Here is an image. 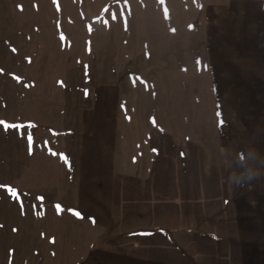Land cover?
Instances as JSON below:
<instances>
[{"label":"rangeland","instance_id":"obj_1","mask_svg":"<svg viewBox=\"0 0 264 264\" xmlns=\"http://www.w3.org/2000/svg\"><path fill=\"white\" fill-rule=\"evenodd\" d=\"M107 100L122 167L153 131L205 160L208 218L179 264H264V0H0V121L25 126L0 125V264L113 261L74 192Z\"/></svg>","mask_w":264,"mask_h":264},{"label":"crops","instance_id":"obj_2","mask_svg":"<svg viewBox=\"0 0 264 264\" xmlns=\"http://www.w3.org/2000/svg\"><path fill=\"white\" fill-rule=\"evenodd\" d=\"M99 105L102 115L83 131L75 170L78 212L107 233L104 247L112 256L111 264H179L190 260L194 241L201 238L199 230L205 229L208 218L206 167L200 151L195 152L190 140L153 131L146 140L149 159L136 157L135 167H122L116 124L109 119L112 103L107 100ZM212 174V179L217 176L215 169ZM211 181L209 194L215 203L222 198L216 194L221 179ZM217 202L213 203L214 218ZM214 229L213 239H220Z\"/></svg>","mask_w":264,"mask_h":264},{"label":"snow or ice","instance_id":"obj_3","mask_svg":"<svg viewBox=\"0 0 264 264\" xmlns=\"http://www.w3.org/2000/svg\"><path fill=\"white\" fill-rule=\"evenodd\" d=\"M0 125H4L5 129H8V128H12V129H19L21 127H25L23 125H17V124H7L5 123L4 121H0ZM29 127H34V125H29ZM27 139L29 141V147H30V151H31V144L33 142V135L31 132L27 133ZM155 151V149H154ZM55 154V153H53ZM63 158V157H62ZM66 159V158H65ZM67 162V161H66ZM0 187H3V186H0ZM9 192L12 196H16L17 193H16V190L15 189H9ZM59 207V206H57ZM75 215H77L78 217L80 216V213L79 212H76ZM141 235H150L149 233H142Z\"/></svg>","mask_w":264,"mask_h":264}]
</instances>
